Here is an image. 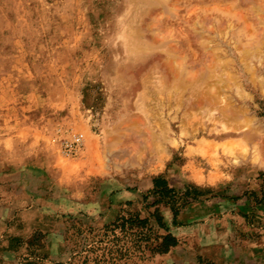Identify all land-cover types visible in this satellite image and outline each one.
<instances>
[{
    "label": "rangeland",
    "instance_id": "rangeland-1",
    "mask_svg": "<svg viewBox=\"0 0 264 264\" xmlns=\"http://www.w3.org/2000/svg\"><path fill=\"white\" fill-rule=\"evenodd\" d=\"M242 197L245 257L173 250ZM0 264H264V0H0Z\"/></svg>",
    "mask_w": 264,
    "mask_h": 264
},
{
    "label": "crops",
    "instance_id": "crops-1",
    "mask_svg": "<svg viewBox=\"0 0 264 264\" xmlns=\"http://www.w3.org/2000/svg\"><path fill=\"white\" fill-rule=\"evenodd\" d=\"M140 194L139 189L132 192H117L112 200L119 204L121 201L133 200ZM244 209H246L245 197L232 202L211 200L189 203L177 220L183 224L187 223L188 226L179 225L170 230L180 240L173 247L174 249H169L167 253L184 246L183 241H189L190 244L195 245L194 248H197L195 252L206 258L220 259L225 251H231L232 256L237 259L245 257L244 252L249 251L252 245L248 241L236 239L241 235L247 237L245 231H249L244 219L238 216V212Z\"/></svg>",
    "mask_w": 264,
    "mask_h": 264
},
{
    "label": "built area",
    "instance_id": "built-area-1",
    "mask_svg": "<svg viewBox=\"0 0 264 264\" xmlns=\"http://www.w3.org/2000/svg\"><path fill=\"white\" fill-rule=\"evenodd\" d=\"M82 144V137L80 134H76L74 135L71 140L65 142L62 145V152L64 154H71L73 153L75 150H77Z\"/></svg>",
    "mask_w": 264,
    "mask_h": 264
},
{
    "label": "trees",
    "instance_id": "trees-1",
    "mask_svg": "<svg viewBox=\"0 0 264 264\" xmlns=\"http://www.w3.org/2000/svg\"><path fill=\"white\" fill-rule=\"evenodd\" d=\"M175 238L169 234L163 235L161 241L155 246L157 251H165L168 249L169 246L175 244Z\"/></svg>",
    "mask_w": 264,
    "mask_h": 264
}]
</instances>
